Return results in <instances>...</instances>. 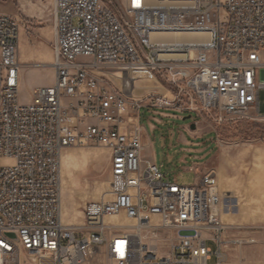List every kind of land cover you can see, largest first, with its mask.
Wrapping results in <instances>:
<instances>
[{
	"label": "built area",
	"instance_id": "built-area-1",
	"mask_svg": "<svg viewBox=\"0 0 264 264\" xmlns=\"http://www.w3.org/2000/svg\"><path fill=\"white\" fill-rule=\"evenodd\" d=\"M52 35L53 83L21 102L19 24L0 14V264H226L229 250L254 243L222 222L213 172L192 167L194 184L181 186L143 158L139 112L217 125L258 116L264 0H52ZM139 71L169 97L136 99ZM96 146L108 153L109 198L65 223L61 156Z\"/></svg>",
	"mask_w": 264,
	"mask_h": 264
},
{
	"label": "rangeland",
	"instance_id": "rangeland-1",
	"mask_svg": "<svg viewBox=\"0 0 264 264\" xmlns=\"http://www.w3.org/2000/svg\"><path fill=\"white\" fill-rule=\"evenodd\" d=\"M15 18L19 24L17 50L19 98L31 100L36 87L51 86L52 69V0H0V14ZM264 63V51L260 53ZM78 62H89L86 58ZM112 70L108 73H112ZM261 72H259V79ZM134 97L147 94L169 95L165 84L155 74L139 71L131 75ZM264 104V90L260 91ZM190 116L189 119H186ZM217 125L211 118L169 109L142 108L139 126L147 142L143 155L156 165L165 179L181 186H192L197 174L215 169L221 161L224 175L222 222L237 227L230 235L251 238L254 243L227 252L226 264H264V118L256 114L247 120ZM194 124L195 129L190 130ZM189 144V145H188ZM221 157V160H220ZM107 151L102 147H74L61 156L62 218L65 223L80 225L83 206L90 201L109 198L110 169ZM208 247L215 250L212 242ZM214 262V259L212 260ZM91 264H106L94 260Z\"/></svg>",
	"mask_w": 264,
	"mask_h": 264
},
{
	"label": "crops",
	"instance_id": "crops-1",
	"mask_svg": "<svg viewBox=\"0 0 264 264\" xmlns=\"http://www.w3.org/2000/svg\"><path fill=\"white\" fill-rule=\"evenodd\" d=\"M3 14V13H1ZM52 36V35H51ZM19 38H20V34H19ZM18 46H19V39H18ZM264 79V73H261V78L260 80ZM258 117L259 118H264V104H262L260 102V92H259V107H258ZM190 130L191 127L189 128ZM195 129V128H194ZM142 143H143V146H144V150L145 148H147V142L145 141V139L142 140ZM189 145V144H188ZM66 152V151H65ZM64 152V153H65ZM63 153V154H64ZM62 154V155H63ZM143 158H144V155H143ZM145 160H147L146 158H144ZM220 160H221V157H220ZM215 169H213L211 172H213L217 178V183H218V191L219 193L221 194L222 196V190H221V185L223 184V181H224V175L222 173V164H221V161H216V164H215ZM197 169V168H196ZM222 219V218H221ZM223 221V220H222ZM261 221L264 222V215L261 217Z\"/></svg>",
	"mask_w": 264,
	"mask_h": 264
},
{
	"label": "bare ground",
	"instance_id": "bare-ground-1",
	"mask_svg": "<svg viewBox=\"0 0 264 264\" xmlns=\"http://www.w3.org/2000/svg\"><path fill=\"white\" fill-rule=\"evenodd\" d=\"M53 39V35L51 37ZM158 39H162V40H176V41H192V40H205L206 36L204 35H162V36H158L156 37ZM62 185V182H61ZM62 191V188H61Z\"/></svg>",
	"mask_w": 264,
	"mask_h": 264
},
{
	"label": "water",
	"instance_id": "water-1",
	"mask_svg": "<svg viewBox=\"0 0 264 264\" xmlns=\"http://www.w3.org/2000/svg\"><path fill=\"white\" fill-rule=\"evenodd\" d=\"M189 118H190V116H188L186 119H189ZM194 128H195V126H194V124H192L191 129L194 130Z\"/></svg>",
	"mask_w": 264,
	"mask_h": 264
},
{
	"label": "trees",
	"instance_id": "trees-1",
	"mask_svg": "<svg viewBox=\"0 0 264 264\" xmlns=\"http://www.w3.org/2000/svg\"><path fill=\"white\" fill-rule=\"evenodd\" d=\"M241 121V120H240ZM236 123H240L239 121H237Z\"/></svg>",
	"mask_w": 264,
	"mask_h": 264
}]
</instances>
